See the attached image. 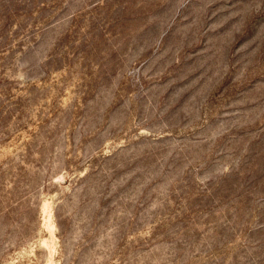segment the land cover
Returning a JSON list of instances; mask_svg holds the SVG:
<instances>
[{
	"label": "rangeland",
	"instance_id": "obj_1",
	"mask_svg": "<svg viewBox=\"0 0 264 264\" xmlns=\"http://www.w3.org/2000/svg\"><path fill=\"white\" fill-rule=\"evenodd\" d=\"M0 264H264V0H0Z\"/></svg>",
	"mask_w": 264,
	"mask_h": 264
}]
</instances>
